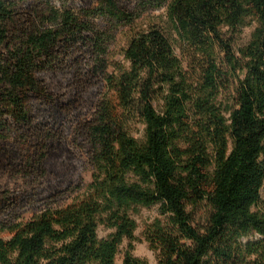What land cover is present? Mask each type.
<instances>
[{
	"label": "trees",
	"instance_id": "1",
	"mask_svg": "<svg viewBox=\"0 0 264 264\" xmlns=\"http://www.w3.org/2000/svg\"><path fill=\"white\" fill-rule=\"evenodd\" d=\"M0 174V264H264V0H0Z\"/></svg>",
	"mask_w": 264,
	"mask_h": 264
},
{
	"label": "rangeland",
	"instance_id": "2",
	"mask_svg": "<svg viewBox=\"0 0 264 264\" xmlns=\"http://www.w3.org/2000/svg\"><path fill=\"white\" fill-rule=\"evenodd\" d=\"M163 16V9L152 10L148 12L145 17L139 20L133 27L120 30L117 40L115 41L114 48L112 50V60L113 61H124V50L128 47V43L132 35L139 29H144L150 27L153 24H161ZM254 26L246 27L237 36L238 44H245L249 41L251 34L253 33ZM133 134L136 138L144 140V126L140 122H137L133 128ZM28 184L26 179L22 176L14 177L8 174H0V188H10L12 189H27ZM77 195L75 193L74 197ZM197 212V213H196ZM196 217L198 220H203L206 215V208L204 206H198L195 209ZM160 215L159 206H153L150 208H141L140 211L135 215L138 223V228L135 233V240L130 242L125 240L121 246L120 253L117 256V264H124V257L129 252L135 257L147 260L150 264H158L157 253L151 248L150 244L146 240L147 227L153 220ZM111 230L100 228L101 237L107 236ZM2 237L5 239H10L12 236L8 232H0ZM132 244L133 250H132Z\"/></svg>",
	"mask_w": 264,
	"mask_h": 264
}]
</instances>
